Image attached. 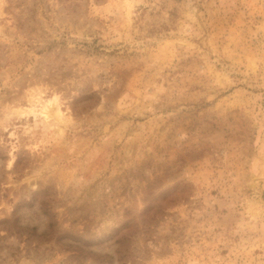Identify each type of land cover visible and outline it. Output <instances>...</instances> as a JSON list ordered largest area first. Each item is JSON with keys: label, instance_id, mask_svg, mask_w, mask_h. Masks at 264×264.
Returning <instances> with one entry per match:
<instances>
[{"label": "rangeland", "instance_id": "rangeland-1", "mask_svg": "<svg viewBox=\"0 0 264 264\" xmlns=\"http://www.w3.org/2000/svg\"><path fill=\"white\" fill-rule=\"evenodd\" d=\"M0 264H264V0H0Z\"/></svg>", "mask_w": 264, "mask_h": 264}, {"label": "bare ground", "instance_id": "bare-ground-1", "mask_svg": "<svg viewBox=\"0 0 264 264\" xmlns=\"http://www.w3.org/2000/svg\"><path fill=\"white\" fill-rule=\"evenodd\" d=\"M48 115V114H47Z\"/></svg>", "mask_w": 264, "mask_h": 264}]
</instances>
